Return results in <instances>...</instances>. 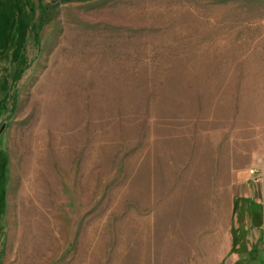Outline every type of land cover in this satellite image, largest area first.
<instances>
[{"label":"rangeland","instance_id":"374dc122","mask_svg":"<svg viewBox=\"0 0 264 264\" xmlns=\"http://www.w3.org/2000/svg\"><path fill=\"white\" fill-rule=\"evenodd\" d=\"M53 1L0 0V264H264V0Z\"/></svg>","mask_w":264,"mask_h":264},{"label":"trees","instance_id":"16d2710c","mask_svg":"<svg viewBox=\"0 0 264 264\" xmlns=\"http://www.w3.org/2000/svg\"><path fill=\"white\" fill-rule=\"evenodd\" d=\"M94 0H54L53 1V9H56L57 7L64 5V4H73V3H88L92 2ZM42 26L44 25V22L41 24ZM40 25V27H41Z\"/></svg>","mask_w":264,"mask_h":264},{"label":"built area","instance_id":"2783aa9c","mask_svg":"<svg viewBox=\"0 0 264 264\" xmlns=\"http://www.w3.org/2000/svg\"><path fill=\"white\" fill-rule=\"evenodd\" d=\"M264 173V170L261 168L260 165H256L254 166V168H252L250 171H249V176L251 178H254L256 176H258L259 174Z\"/></svg>","mask_w":264,"mask_h":264},{"label":"bare ground","instance_id":"6f19581e","mask_svg":"<svg viewBox=\"0 0 264 264\" xmlns=\"http://www.w3.org/2000/svg\"><path fill=\"white\" fill-rule=\"evenodd\" d=\"M32 238H37V232L36 231L33 233Z\"/></svg>","mask_w":264,"mask_h":264}]
</instances>
